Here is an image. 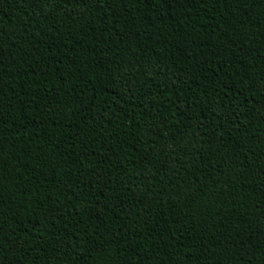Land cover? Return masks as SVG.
Instances as JSON below:
<instances>
[{"label": "trees", "instance_id": "trees-1", "mask_svg": "<svg viewBox=\"0 0 264 264\" xmlns=\"http://www.w3.org/2000/svg\"><path fill=\"white\" fill-rule=\"evenodd\" d=\"M0 264H264V0H0Z\"/></svg>", "mask_w": 264, "mask_h": 264}]
</instances>
